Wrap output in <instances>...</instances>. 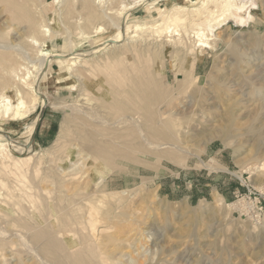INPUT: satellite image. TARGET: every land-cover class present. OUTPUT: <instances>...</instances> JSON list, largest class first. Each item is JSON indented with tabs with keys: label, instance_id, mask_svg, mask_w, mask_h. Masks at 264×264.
Returning a JSON list of instances; mask_svg holds the SVG:
<instances>
[{
	"label": "rangeland",
	"instance_id": "374dc122",
	"mask_svg": "<svg viewBox=\"0 0 264 264\" xmlns=\"http://www.w3.org/2000/svg\"><path fill=\"white\" fill-rule=\"evenodd\" d=\"M234 1L206 48L163 16L201 0H0V264L55 263L39 230L87 264H264V0Z\"/></svg>",
	"mask_w": 264,
	"mask_h": 264
},
{
	"label": "bare ground",
	"instance_id": "6f19581e",
	"mask_svg": "<svg viewBox=\"0 0 264 264\" xmlns=\"http://www.w3.org/2000/svg\"><path fill=\"white\" fill-rule=\"evenodd\" d=\"M209 4H211L213 7L209 8L208 7ZM245 9H246V5L245 4H236L234 0H201V2L197 6H195L194 8H190V9H186V8L182 7V5L181 6H173V7L169 8V10L167 11L166 15L165 14L163 15V16H166V17H164L165 18L164 22L166 23L165 29H166L167 32H175V34L174 33L173 34L174 35H178L179 33H177V28H175V27L177 25H179V26L184 28L183 31L187 32V36L188 37H192L193 39H195L194 45L197 44V45H200V46H203V47H206V48H211L212 45H211L210 40L212 38L209 37V32H212L213 30H216L219 26H221V24L223 22H225L228 19L234 20L239 27L245 26L247 24V20H248V16H249L248 13H247V17L245 16V13H246ZM160 10H161V8H160ZM194 16H197L196 17L198 19L197 21L195 20L196 18L195 19L192 18ZM120 28L122 30V25L120 26ZM157 28H158V26L156 27V29ZM179 37H180V35H179ZM121 39H122V34L119 31V32H117V34L113 35L112 38H108L105 41L106 42H110V44H112L114 42H119ZM106 42H104V43H106ZM0 47H3V46L0 44ZM4 47L7 48L8 46H4ZM100 47H101V45H100ZM105 47H106V45H105ZM98 48H99V45L97 47L93 48V49H90L91 51H89V50H87V51L83 50V51H79V52L74 51V52H71V53L68 52V53H66L64 55L65 56H69V58H71V59H76V58L83 57L82 54H84L85 52L86 53L87 52H97ZM14 51L22 53V52H20L19 49H14ZM10 84H12V85L15 84L16 94L21 95V94L24 93L23 92L24 87L22 85H20L19 83H14V82L12 83L9 80V78H5V79H3V81L0 82V86L1 87L3 86L2 89L5 88V87L6 88H10V87H8ZM29 85H31V86H29ZM25 86H29V88L32 90V92L35 93V95H37L39 90L36 87V83L35 82L26 83ZM0 98L3 99V96H0ZM18 104L20 106H22L23 105V101L21 99H19ZM5 110H7V109H5ZM150 118H151V116H150ZM33 129H35V124H33L32 130H30V133L33 131ZM84 145H87V144H84ZM84 145H83V147H84ZM0 147H2V143H0ZM15 147H17L16 148V149H18L17 153H19V154H21V153H26V154L29 153L30 147H27L28 151H25V150H27V148L24 147V145L23 146L20 145V147L19 146H15ZM88 147H89V144H88ZM84 148L87 149V146L84 147ZM86 149H85V151H87ZM90 150H91V148H90ZM94 221H95V219H94ZM89 223H92V222H89ZM44 230H46V229H44ZM39 232L41 233L40 230H39ZM39 232H37L36 234L33 233V235L30 234L31 235V237H30L31 241L36 242V240L38 241L39 239H41V241L44 240V242L42 243V248L39 251V252H41V254L39 252L38 253L40 255H42L43 257L49 258L51 260V262L54 261L55 263H53V264H77V263L78 264L79 263L80 264H85L86 261H88L86 259L80 260L81 259L80 257H79L80 259L78 257H76V258L79 259L77 261V259H75V257H74L75 255H73V257H72V255H69L67 253L66 254L63 253L62 256H64V257H61L59 255V252L62 251V247H63L61 241L59 239H57L53 235V232H52V234H51V232H50V234L49 233H45V235H42V233H41V236H40ZM74 253L76 254V252H74ZM74 253H72V254H74ZM82 258H84V256ZM83 261H85V263ZM51 262H49V263H51Z\"/></svg>",
	"mask_w": 264,
	"mask_h": 264
}]
</instances>
